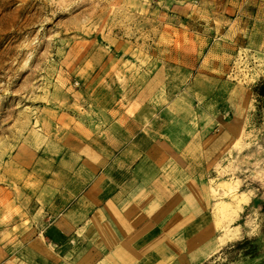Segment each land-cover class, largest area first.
I'll return each mask as SVG.
<instances>
[{
	"label": "rangeland",
	"instance_id": "374dc122",
	"mask_svg": "<svg viewBox=\"0 0 264 264\" xmlns=\"http://www.w3.org/2000/svg\"><path fill=\"white\" fill-rule=\"evenodd\" d=\"M260 79L264 0H0V247L27 245L50 183L142 132L207 188L203 264H264Z\"/></svg>",
	"mask_w": 264,
	"mask_h": 264
},
{
	"label": "crops",
	"instance_id": "0c3cea01",
	"mask_svg": "<svg viewBox=\"0 0 264 264\" xmlns=\"http://www.w3.org/2000/svg\"><path fill=\"white\" fill-rule=\"evenodd\" d=\"M172 152L142 132L112 136L49 184L42 223L27 245L0 247V264H203L218 248L211 200Z\"/></svg>",
	"mask_w": 264,
	"mask_h": 264
},
{
	"label": "trees",
	"instance_id": "16d2710c",
	"mask_svg": "<svg viewBox=\"0 0 264 264\" xmlns=\"http://www.w3.org/2000/svg\"><path fill=\"white\" fill-rule=\"evenodd\" d=\"M254 91L256 93V96L259 100L264 101V79H260L255 87H254Z\"/></svg>",
	"mask_w": 264,
	"mask_h": 264
}]
</instances>
